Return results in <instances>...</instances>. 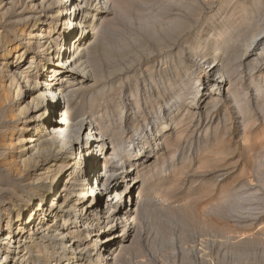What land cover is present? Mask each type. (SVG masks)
<instances>
[{"label":"rangeland","instance_id":"374dc122","mask_svg":"<svg viewBox=\"0 0 264 264\" xmlns=\"http://www.w3.org/2000/svg\"><path fill=\"white\" fill-rule=\"evenodd\" d=\"M108 3L94 37L98 48L90 57L92 69L103 78L75 92L76 112L87 121L101 113L99 122L104 121L127 145L139 143L132 139H139L136 133L150 126L149 136H142L144 142H153L150 151L156 148L141 166L148 189L136 214L135 233L126 240L127 248L119 252L116 264H264V54L258 58L257 48L248 60L242 57L250 39L264 28V0ZM22 12L21 4L5 18L0 15L2 45L8 39L24 40ZM153 21L161 22V27L152 28ZM154 32L162 40L151 39ZM208 35L213 39L206 52L195 55ZM224 35L229 36L223 41ZM222 43H226L223 67L233 81V93L225 96L224 90L222 95L212 90V73L204 75L209 67L206 59L214 57ZM4 75L0 76L1 230L38 198L44 180L36 181L35 170L46 168L55 155L48 152L25 169L15 149L17 141L12 148L7 146L12 134L14 139L21 136L17 130L25 116L18 113L20 91L17 95V87H8ZM199 79L207 88L205 104L209 103L202 110L192 107ZM174 118L172 125L178 129L173 125L163 140L161 122ZM36 256H26L27 264H47Z\"/></svg>","mask_w":264,"mask_h":264},{"label":"bare ground","instance_id":"6f19581e","mask_svg":"<svg viewBox=\"0 0 264 264\" xmlns=\"http://www.w3.org/2000/svg\"><path fill=\"white\" fill-rule=\"evenodd\" d=\"M108 1L110 0L0 1L1 18H5L16 6L23 5L20 16L23 17L21 37L23 36L24 40L11 42L8 39L6 44L2 45L0 33V50L4 52H0L2 61H0V76L5 74L4 77L8 78L10 81L8 87L13 85L17 87V95L20 91L21 104L18 113L25 116L21 128L17 130L18 133L21 131V136L14 139L16 134H12L7 146L12 148L14 141H17L15 149L25 169L35 159L40 160L48 152L55 154L46 168L35 170L36 181L44 180L38 198L29 208L17 211L16 215L7 221V227L0 229V264H27L29 257L26 256L37 254L39 261L44 260L47 264L50 260H54V264H116L119 252L127 248L126 240L136 230V214L143 205L147 188L143 180L145 172L141 166L150 157V152L156 150L152 148L150 151L153 142H150L151 144L144 142L145 137L149 136L150 126L141 132L133 129L139 139L133 138L132 141L138 140L139 143L127 145L117 139L104 121L99 122L104 117L100 115L101 113L92 116L88 121L80 119L73 100L75 92L86 83L103 78V75L92 69L95 65L90 57L98 48L94 37L98 35V23L107 13ZM8 5L10 6L7 7ZM153 23H157L159 28L162 25L158 21ZM151 27L153 28V25ZM214 31L211 33L215 37L217 33ZM226 32L229 34L228 31ZM157 33L154 32L151 39L162 40L157 37ZM228 36L224 35L222 40L224 41ZM212 39L213 36L208 35L201 43V49L196 48L193 53L195 55L200 52L205 53ZM250 41L247 46L245 45L246 51L242 55L246 60L252 57L257 48L258 50L260 48L258 58L264 54V28L262 27L260 33L254 35ZM222 44V48L220 45L216 48L214 57L206 59L205 63L209 64V67L204 75L212 73L210 77L212 90L214 89L217 95H222L221 91L224 90L223 96H225L233 93L231 90L233 81L229 77L227 67H223L225 60L221 57V52L226 43ZM250 50V55H247ZM210 60L213 61L209 62ZM219 64L222 69L220 77L217 78L215 72ZM211 65H214L215 69L211 70ZM196 88L198 92L194 94L192 107L202 110L209 104H205L206 100L203 99L207 88L200 84V79L196 83ZM199 103H201L200 107H198ZM173 122H176L175 118L170 122H161L163 140L173 131L172 127L175 124L172 125ZM89 128H94L99 136H102L101 139L95 140L99 143L97 145L101 152H106L105 157L101 159L97 157L98 149L95 151L91 145L90 137L93 133L88 135ZM175 129H178V126H175ZM27 132L30 133L29 136H25ZM144 134L146 136H142ZM161 143L160 141L157 146L163 145ZM81 145L85 150L80 154ZM138 152L142 157H138ZM103 163L107 171L100 174L103 177L100 188L93 189V183L90 184L91 187L88 186L90 171L93 172ZM65 176L67 179L63 180ZM122 177H125V180L132 178L133 181L126 183L122 192L115 193L116 182ZM111 181L114 184L113 188L110 185ZM139 184L142 185L139 202L132 209L124 208L131 189ZM108 185L110 186L106 193L111 199L106 209V216L103 217L98 210L93 209L84 213L83 208L89 207V201L86 203L84 199L86 193L92 191L93 200L97 203L95 205H100L97 194L102 193ZM63 192L65 194H62ZM48 197L50 202L47 203L52 204L54 208L52 211L44 204ZM114 211L120 215L113 216ZM121 229L122 243L118 245L120 248L111 254L113 241L110 240ZM101 233L110 236L107 237L105 256L101 255L99 247L90 239L91 234L98 238Z\"/></svg>","mask_w":264,"mask_h":264},{"label":"built area","instance_id":"2783aa9c","mask_svg":"<svg viewBox=\"0 0 264 264\" xmlns=\"http://www.w3.org/2000/svg\"><path fill=\"white\" fill-rule=\"evenodd\" d=\"M153 28H158V24L157 23H154L153 24ZM93 129L94 128H89L88 135H90L91 133H93L91 135V137L89 136L90 139H91L90 142H91V145H93V148H94L95 151H96V149H98V151H96L97 152V157L101 159V158L105 157L106 152H103V153L101 152L100 148L97 145L99 143H96L95 140L98 139V138L101 139L102 136H99L97 130H95V129L93 130ZM84 150L85 149H83L82 148V145H81V148H80L79 153L80 152L81 153L82 152L84 153ZM138 157H142V154L140 152H138ZM106 171H107V169H106L104 163L102 165H100L98 168H96L93 172L90 171L91 174L89 175L88 186L91 187L90 184L93 183V187H94L93 189L100 188L99 185H100L101 180L103 178V177H101L100 174H102L103 172H106ZM131 179H129V180L126 179L125 180V177L124 178L122 177L121 179L119 178L118 179V182H116V185H117L116 186V189H117V191L115 193L122 192V189H124V187L126 186V183H129V181L131 183L133 180H135V177L133 176V180H131ZM55 183H54V185H55ZM110 185L113 188V185L114 184H112V181H111V184ZM110 185H108L105 189H103V192L102 193H98L97 194L98 195V200L100 202V205H97V206L95 205L97 203H96L95 200H93V195H92L93 193H92V191H90L89 194L86 193L84 199H85V202L86 203L89 201L88 202L89 207L88 208H85V207L83 208L84 213H88L89 209H93V210H98V212L100 213V215H102L103 217L106 216V213H107V210L106 209L110 205V199H111V198H109V195H107L106 192H107V189L109 188ZM101 188H103V187L101 186ZM58 189H59V186H58ZM112 191H113V189L111 190V192ZM140 191H141V187H139L138 185H136V187H134L133 189H131L130 194H129V197L127 198V202L124 205V208H126V206H129L130 209H132V208L135 207V205L139 202V199L138 198H139ZM62 194H65V193L63 192ZM44 202H45L44 204L46 205L47 208L50 209V211H52L54 209L53 206H52V204H50V203L48 204L47 203V202H49V197L46 198V200ZM112 215L113 216H117V215H120V214L114 211V213ZM79 226H81V225L79 224ZM120 235H122V229L119 230V231H117L116 235L114 237H112L111 240H110L111 242L113 241V250H112L111 254L120 248L118 245L120 243H122L121 240H123L122 238H120ZM107 237H110V236L108 234H106V233L105 234H103V233L99 234L98 235V238L94 234H91V236H90L91 241L94 240V245L95 246L97 245L99 247V251H101V255L102 256H105L104 254H106L105 247L107 246L106 245L107 244L106 243L107 242ZM107 252H109V251L107 250Z\"/></svg>","mask_w":264,"mask_h":264}]
</instances>
